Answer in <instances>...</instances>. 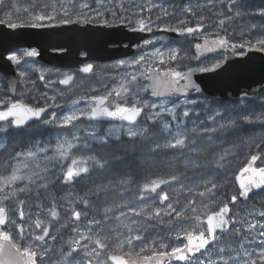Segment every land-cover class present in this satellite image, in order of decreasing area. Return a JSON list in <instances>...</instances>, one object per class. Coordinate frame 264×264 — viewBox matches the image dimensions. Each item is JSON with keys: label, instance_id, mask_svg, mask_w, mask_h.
Listing matches in <instances>:
<instances>
[{"label": "snow or ice", "instance_id": "6c2138e0", "mask_svg": "<svg viewBox=\"0 0 264 264\" xmlns=\"http://www.w3.org/2000/svg\"><path fill=\"white\" fill-rule=\"evenodd\" d=\"M220 3L224 5V9L217 8L213 12V15L219 18L213 23L221 31L210 27L209 32L205 34L206 25L203 21L210 18L201 14L197 17L195 25L190 26V18L197 16L191 6L182 9L188 14L186 18L176 17V13L170 12L158 3H130L128 6L119 3L115 7H109L107 4L95 6L90 0H31L24 6H18L15 0H0V11L3 12L0 24H6L11 29L56 28L83 24L108 28L123 26L134 33H151L155 27L166 33L193 37L185 43L196 50L191 57L186 48L169 47L165 53L155 46L153 39H144L145 48L153 45L152 52L142 49L143 54L132 60H120L117 65L112 66L114 68L140 66L144 71L138 75L128 73L127 77L122 76L118 86L103 95L89 97L85 93L76 96L70 103L78 105L81 101H91L87 110H73L60 119H57L55 112L47 117L44 113L49 106H58L57 95L63 96L62 91L51 96L43 93L44 102L41 104L40 99L35 97L36 104L33 105L24 102L23 99L14 98L17 95H24L17 89V83H22L23 80H12L9 84L0 86V264H45L46 261H51V264H173V262L264 264V239L257 243V237H264V221L252 222L247 219V216L264 218V166H253L261 158L260 155H251L250 162L240 173L241 177L248 174L247 179H240V190L237 194L231 195L230 199H221L227 195L219 191L227 181V176L223 172L213 175L209 171L195 183L182 170L180 174H171L166 178L144 183L137 193V198L145 203L139 207L133 206L124 202L120 191L121 188L126 190L127 186L133 183L131 173L127 172L106 184L86 185L87 191L79 197L83 211L69 207L61 218V213L57 210V197L53 194L58 184L70 182L76 184L90 180L96 170H106L110 162L102 156L98 158L94 155L80 154L81 148H87L88 145L77 143L80 138L74 130L71 132V138L65 134L51 147L41 141H33L28 147L16 145L9 140L13 129L27 131L40 125H52L54 122L60 128L73 129L74 122L82 118L95 120L107 117L127 122V135L134 140H150L152 151L176 149L183 154L187 149L188 154L183 160L185 169L192 171L225 169L232 149L210 150V146L201 147L198 146V142L209 140L210 134H219L218 139L228 133L238 135L244 124L259 125L264 130V109L258 113L251 109L232 113L214 109L208 117L213 122L210 125L188 128L185 124L181 128L178 123L174 128L170 121L161 120L160 117L166 113L173 121L179 122L180 117L176 111L179 105L168 108L163 103H150L141 96L142 92L151 89L150 95L153 97L183 95L186 98L185 103L195 105L196 100L187 99L189 90L201 92L199 85L192 80L194 73L221 69L229 59L225 53L231 52L239 56L245 54L243 51L237 53V48L264 52V28L257 32L255 38L249 37L240 43L233 42L228 35L221 34L228 31L224 28L226 22L242 14L264 17V8L245 13L243 11L246 7L245 0H220ZM203 7H208L212 11L210 5L206 4ZM154 9L155 18L151 15ZM145 12L148 15H144ZM168 16L176 19L174 22L163 21L162 18ZM156 21H161L163 27ZM256 27L255 24H251L248 31ZM196 39H203V44L196 43ZM136 47L140 48V45ZM209 52H219V57L209 62L202 60L201 57ZM22 55L37 57L39 52L35 49L25 50ZM165 56L169 62L197 60L199 65L195 67L185 65L186 71L176 70V65L164 70L159 67H145L149 61L155 63L152 58H159V63L164 64ZM7 60L15 65L22 63L21 56L17 53L9 54ZM93 70L94 66L91 63L80 69L85 74H92ZM19 76L21 78L28 76L27 65L19 71ZM39 78L44 80V75L41 74ZM140 78L152 82L144 85L139 83ZM74 79V75L65 73L59 83L67 86ZM53 83L55 82L49 80L46 86ZM53 91L55 92V89ZM91 91L95 92L96 89L92 88ZM244 95L247 97L248 94ZM111 97L115 99L110 100ZM191 114L199 116L194 110ZM181 116L189 117L190 110L185 108ZM145 122L155 127H149ZM90 135L95 137L96 134L92 132ZM100 139L102 144L108 143L107 138ZM242 143L259 147L264 140L250 136L242 139ZM237 146L234 144L233 148ZM58 172H62V175H57ZM164 184H179L190 196L206 199H202L198 205L195 199L188 198L179 210L171 201L163 209L152 207L146 201L144 193H155L161 203L169 201L167 191L161 190L157 193V189ZM250 193H253L251 210L247 212V216L240 219L238 212L230 208L229 204H235L238 196L249 201ZM89 194L95 199L90 200ZM109 196L119 197V201H114L112 206H109L107 199ZM258 197L261 198L259 210L256 207ZM45 199L51 201L50 205H44ZM71 203L69 201V204ZM34 207L37 211H33ZM41 208H45L48 215L41 217L38 211ZM100 208H103L101 218L97 219L94 216L89 218L90 211ZM162 212L170 217L166 222L170 226L169 234L174 235L177 240L182 238L184 243L170 245L167 237L159 234L145 237L148 221L165 223L161 218ZM129 214L134 218L122 219L127 218ZM82 215L85 217V230L81 231L77 225L71 229L77 234L75 237H69L55 247L49 244V241L56 242L58 239L56 234H51L53 221L58 222L54 229L58 233L60 228L68 227L69 218L80 221ZM181 220H194L197 223H180L171 227L173 221ZM36 229L40 231L36 232ZM253 230L255 235L252 234ZM136 241L140 243L137 245L134 243Z\"/></svg>", "mask_w": 264, "mask_h": 264}, {"label": "trees", "instance_id": "16d2710c", "mask_svg": "<svg viewBox=\"0 0 264 264\" xmlns=\"http://www.w3.org/2000/svg\"><path fill=\"white\" fill-rule=\"evenodd\" d=\"M118 2V0H113ZM18 6H24L27 3H30L31 0H15ZM94 5L96 4L94 1L90 0ZM147 4V3H158L163 7L167 8L170 12L176 13V17H188L187 13H184L182 9L186 6H191L197 13L196 17H191L189 20L190 26H194L196 23V19L199 15H205L210 19H206L203 23L206 25L205 30L209 31L210 27L217 28V26L213 23V21H217L219 18L213 15V12L217 9H224V5L220 3V0H134L131 2H124L125 6L131 4ZM246 7L243 10L245 13L255 11L260 8H264V0H245ZM210 5L212 11L209 10L208 7H203L204 5ZM115 4L112 7H115ZM197 6H200L199 8ZM144 15H148V13H144ZM153 18H155L156 10L154 9L151 13ZM176 17L168 16L163 17V21L174 22ZM0 18H3V12L0 11ZM47 23V22H46ZM157 24L163 26L161 21H156ZM251 24H255L257 27L248 31L249 26ZM224 28L227 29V32H221V34L228 35L229 39L233 42L240 43L244 39L252 37L254 38L257 32H259L262 28H264V17L259 15H248L242 14L240 17H236L235 19L226 22ZM217 31H221L217 28ZM193 38H186L185 40H192ZM182 49H188L189 56H193L192 46L183 43L180 45ZM188 63L193 65L194 60H188ZM32 79H38L32 78ZM264 96H259L257 99L253 101H244L238 104H218L214 101H208L209 104L213 106V108L227 111L232 113L234 111H240L242 109H251L255 110L257 113L264 109V100L259 102V99H262ZM214 110V109H213ZM155 127V126H153ZM159 135V133H158ZM219 134H211V142L212 145L210 150L220 151L225 148L232 149L231 155L228 156V162L225 169L216 170V169H203L198 171H192L189 169H185L183 165V160L188 154V150L186 149L182 154L180 151L176 149H164L160 151H152L150 149V140H134V139H123L118 141H111L107 144H104L103 147L97 150V155L99 157H104L108 160L109 167L106 170H96L95 174H93V180H86L85 183H66L62 189L59 190L57 194L63 197H71L74 193L81 194L86 190V185L90 186L93 183H108L109 181L118 178L124 173L130 172L133 183L125 188H121L120 191L123 194L124 202L129 203L133 206H142L145 201H141L137 198V193L140 191V188L144 183L150 182L153 179L158 178H166L171 174H180L183 170L184 173L195 183L199 182V179L202 175H206L209 171L213 173V175H217L218 172H223L227 176V181L224 184V187L219 191L226 193V197H221V199H230L231 195L237 194L238 188L236 186L235 177L238 171L250 160L251 155H260V159L258 160V166H264V143H261L259 147L255 145H245L242 143V139H247L250 136H255L257 140H264V130L261 129L259 125H242L239 130L238 135H233L231 133L225 134L219 139L217 138ZM238 145L233 148V145ZM198 146L208 147L205 142L198 143ZM119 157L117 160L115 158ZM187 182V181H185ZM80 184V189L77 187ZM84 185V187H82ZM139 186V187H138ZM178 188H181L179 184H164L161 185V188L158 189L167 191L169 193V202H173L174 207L178 210L181 208L183 204H185L188 198L195 199L197 204L199 205L202 199L199 196H190L186 191H180ZM146 201L153 207L152 205V195L147 196L144 193ZM252 196L249 197V201L239 203V205L234 206L233 210L240 211L241 213L245 212V208H250V202L252 200ZM91 199H95V197H91ZM109 201V206H112L113 202H118L119 197L109 196L107 197ZM260 200L261 198H257L256 207L259 210L260 208ZM127 211V209H125ZM91 217H95L97 219L101 218L103 215V208L99 210H92ZM116 214H118V210H116ZM134 217L129 214L127 218L122 219H132ZM161 218L165 221V223H157V221L152 220L147 222L146 231L144 233L145 237L148 236H156L164 235L167 237V242L170 245H177L181 242H184L181 238L180 240L175 239L174 235L169 234V225L166 223L170 217L165 216L163 212L161 213ZM135 219H142L140 217H135ZM184 223V224H196L197 222L194 220L187 221H173L171 227H175L176 225ZM204 225H200L203 227ZM135 244H139V241L134 242Z\"/></svg>", "mask_w": 264, "mask_h": 264}, {"label": "water", "instance_id": "95a60500", "mask_svg": "<svg viewBox=\"0 0 264 264\" xmlns=\"http://www.w3.org/2000/svg\"><path fill=\"white\" fill-rule=\"evenodd\" d=\"M159 32L166 34L172 39L183 37L172 32ZM151 35L152 33L148 32L134 33L123 26L108 28L99 25L82 24L56 28L25 27L11 29L6 24H0V75L6 85L12 80L19 81L17 69L11 61L7 60V56L20 49L38 50L39 56L25 57L26 60L36 59L47 66L62 69L78 68L80 71L81 65L86 62L106 63L132 56L135 53L134 46H141L143 40ZM125 43H127L126 46H124ZM199 43L203 44V39ZM195 51L194 48V54ZM81 52H84L83 56L80 55ZM244 53L243 56H239L227 52L225 55L229 59L221 69L214 72L194 73L192 80L199 85L201 92L197 93L189 90L188 96L195 93L219 103H238L243 99L253 100L264 92V52L249 51L245 48ZM216 54H219V52H209L206 56H202L201 59L203 60ZM150 75L156 74L150 73ZM151 82L149 80V84ZM148 92L150 93L151 89ZM245 93L248 94L247 97H245ZM172 97L152 96L154 99H169ZM178 97L185 98L183 95H178ZM48 111L49 108L44 115ZM91 121L124 122L107 117ZM256 164L253 166L256 167ZM243 168L239 170L235 178L238 190H240V179L246 180L248 175L240 176ZM251 195L253 193H250L249 197ZM239 201L244 202L245 200L243 197L238 196L237 202L229 204V207L231 208V206L238 204ZM176 263L184 264V262Z\"/></svg>", "mask_w": 264, "mask_h": 264}, {"label": "flooded vegetation", "instance_id": "af4514ba", "mask_svg": "<svg viewBox=\"0 0 264 264\" xmlns=\"http://www.w3.org/2000/svg\"><path fill=\"white\" fill-rule=\"evenodd\" d=\"M153 35L149 39H153L155 41V45L159 46L160 44V38L159 34H156L154 30L152 31ZM185 40V39H176V40H171L172 47L179 48L180 43ZM199 40V39H198ZM197 40V41H198ZM125 46L127 43L124 44ZM149 46V45H148ZM148 46L146 48H148ZM153 48V45H151ZM142 49H145L144 44L140 48H136V52L133 56L123 59V60H129L132 59L134 56L138 55L139 53L143 52ZM24 51H20V53H23ZM84 52H82V55ZM118 62V61H116ZM35 63V64H34ZM115 63V62H112ZM94 66V70L92 74L89 75H83L82 73L79 72L78 69H73V70H59V69H54V68H48L42 64H40L38 61H34L33 63L29 64H21L20 69L24 68L25 65H27V70H28V76L23 80L22 83H20L18 87V92H23V96L17 95L14 97L15 99H23L24 102L26 103H31L33 105L36 104V99L35 97H38L40 99V103L42 104L44 102V97L43 93H47L49 96L56 94L53 90H58L62 92L64 91L63 96L57 95V102L58 106L52 105L49 106L51 111L46 114L45 116H49L50 113L55 112L57 116V119H60L63 115L69 114L73 110H78L84 107L86 104L91 103V101L85 102L81 101L80 104L74 105L76 106L75 108L70 107V101L75 98L78 95L82 94H87L89 97L94 96V95H103L105 94L106 91H109V86L105 85V80L104 78H101L98 73L100 70L103 69L105 64L102 63H92ZM110 64V63H109ZM32 65H35L36 67H40V72H37V75L40 77L42 74V69H51L59 74H72L74 75L75 79L70 85H62L59 83L58 80H55L53 78V75L49 76L50 78H47L44 74V80L36 79L33 80L31 79L32 75L29 73L31 71ZM99 67V68H98ZM52 80L55 83L48 85V81ZM60 88V90H59ZM92 88H95L96 91L93 92L91 91ZM58 93V92H57ZM142 97L146 98L150 103L151 102H156L157 100H154L151 95L147 92L145 95H141ZM115 99L114 97H111L110 100ZM51 104V102H49ZM146 112L148 111L147 109L145 110ZM143 119V116L141 117ZM148 124L149 127H153L154 125H151L149 122H145ZM75 131V133L79 136V144H87V148H81L80 154H85V155H94L99 158V156L96 154L98 148L100 149L101 147L104 146V144L101 143V137L107 138L108 142L111 141H118V140H123V139H132L127 135L128 131V125L127 123H115V122H104V121H89L86 118H82L81 120H78L74 122V128L73 129H66V128H60L56 126L55 122L52 125H40L38 127L28 129L27 131L23 129H13L11 130V135L9 137V140L11 142H14L16 145H26L28 147L31 146L33 141H41L45 143L46 145L54 144L59 138L64 136L65 134H68L69 137H71V132ZM110 130H113L115 132V136L110 134ZM95 132V137L90 135V133ZM118 136L119 139H116L114 137ZM74 152L76 151L75 149L73 150ZM91 163V162H90ZM62 175V174H61ZM93 180V176L89 181ZM86 181H83L81 183H85ZM80 183V184H81ZM64 183H60L57 186V190L62 186ZM80 184L77 187L80 189ZM94 184V183H93ZM92 184V185H93ZM90 185V186H92ZM84 187V185L82 186ZM85 188V187H84ZM87 191V188L85 189ZM78 197L83 196L84 193L78 194L75 193ZM92 196L89 195V199ZM94 198V197H93ZM82 209L83 205L81 204ZM91 212V211H90ZM89 218H91V213H89ZM80 222V221H76ZM83 225V224H82ZM81 226V225H79ZM86 228V224L84 222L83 225ZM82 227V226H81ZM55 227H53V230L51 234L54 233ZM36 232H39V229L35 230ZM87 243V242H85ZM49 244L50 241H49ZM92 245H90L91 247ZM103 258V257H102ZM48 261L45 262L47 264Z\"/></svg>", "mask_w": 264, "mask_h": 264}, {"label": "rangeland", "instance_id": "374dc122", "mask_svg": "<svg viewBox=\"0 0 264 264\" xmlns=\"http://www.w3.org/2000/svg\"><path fill=\"white\" fill-rule=\"evenodd\" d=\"M140 1H143V0H140ZM147 1H149V0H147ZM124 2L133 3L134 0H118V2H116V3L113 0H101V1L96 2L95 6H100L102 4H107L109 7H112L115 4L124 3ZM141 4H143V3L141 2ZM161 27H163V26H161ZM153 30H154V32L159 31L155 27L153 28ZM208 32L209 31H205V34H207ZM156 34H158V32ZM159 38H160L159 41H160L161 45H159V46L155 45V46L159 47L162 52L167 53V50H168V48L170 46L169 47L166 46L167 43H166L164 37L159 36ZM197 40L198 39L195 40L196 43H197ZM144 51H147V52L150 53V52L153 51V48H152L151 45H149L148 48L144 49ZM17 54H20L21 61H22L21 64H23V62H24V56L22 55L23 53L18 52ZM141 54H143V52L139 53L138 55H141ZM138 55H136V56H138ZM136 56H134L133 58H135ZM217 57H219V56H216V57H213V58H217ZM213 58H210L209 60H206V62H209ZM132 59H129V60H132ZM152 59L155 61V63L153 64L152 61H149L148 64L145 65V67H159L160 69L164 70V69H167L170 66L176 65L177 66L176 70L186 71L187 68L185 67V65L192 66L191 64L188 63V60H186V61H179L178 60L176 62H169L167 60V56H165V58H164L165 59V63L164 64H160L159 63V58H152ZM119 61L115 62V63L110 62V64L106 63L105 66L103 67V69L100 70V72L98 73V75L101 78H104L105 83H106L105 85L109 86L110 90L113 87H117L118 86L119 80H120V78L122 76L123 77H127L128 73H136L138 75L139 72L144 71V68L140 67V66H136V67H132V68H114V67H112L113 65H117L119 63ZM197 65H199V63L193 64V67H195ZM200 66H203V65H200ZM40 69L41 68H39V72H40ZM53 70H51V69H42L41 73L43 75L45 74L46 76H48L47 78H50L49 76L53 75V78L55 80H58V81L63 78L64 73L63 74L62 73L59 74V73L55 72L57 70H55V71H53ZM139 83L144 84V85H148L149 84L148 80H144L143 78L139 79ZM0 86H3V83L1 82V80H0ZM59 90H60V88H59ZM61 91L55 90L56 93L57 92H61ZM63 93H65V92L63 91ZM146 93L147 92H142L141 95H145ZM187 99L196 100L197 104L192 105V104L185 103L186 98L185 99L173 98V99H170V100H157L155 103H157V104L163 103L168 108H171L174 105H179V107H177V110H176L177 111V116L180 117L179 122L173 121L171 119V117L168 116L166 113L163 116H161L160 119L161 120L170 121L174 128L177 126L178 123H179V126L181 128H183L185 124H187L188 128H191L193 126H197V127L207 126V125H210V124L213 123L211 120L208 119V117H209V115H211L213 113V109H215V108H213V106L208 103V99L207 98H205L204 96H199V95H196V94H192L191 96L187 97ZM262 100H264V97L262 99H259V102H261ZM70 105H71L70 107H74L73 104L70 103ZM87 108H88V104H86L81 109L87 110ZM185 108L190 110V116L187 117V118H184V117L181 116V113H182V111ZM193 110L195 112H198L199 116L192 115L191 113H192ZM56 115H58V114H56ZM110 134L115 136V132L113 130H110ZM116 137H118V136H116ZM116 137H114V138H116ZM69 138H71V137H69ZM203 142H205L208 147L210 146V148H212L211 147V145H212L211 138L209 140H205ZM52 145L53 144H50L49 146L51 147ZM66 164H67V162H66ZM61 174H62V172H58L57 173V175H61ZM178 190L183 191L181 188H178ZM184 191H186V190H184ZM159 192H160V190L157 189V193H159ZM89 195L91 196V194H89ZM146 195L147 196H149V195L151 196L152 195L151 197H153V199H154V202L152 203L153 207H159V208L163 209L164 206L169 203V201H163L161 203L160 200H159V197L155 193H146ZM69 201H71L72 203L69 204ZM43 203H44V205H50L51 201L45 199V200H43ZM57 204H58L57 210L61 213V218H63L65 210L67 208H69V207H74L76 210L83 211L81 203H80V200H79V197L75 196V195H73L71 197H63V196L57 197ZM245 209L246 210L243 213H241L240 211L234 210V211L238 212V218L243 219L245 216H247V212L251 210V208H245ZM33 211H37V209L34 207ZM38 211H39V214L41 215V217H44V216L48 215V213L46 212L45 208H41ZM26 219H27V217H26ZM49 219H51L50 216H49ZM247 219H249L252 222H256L257 220L264 221V218H261L259 216H247ZM84 222H85V217L83 215L81 217L80 222H76V221H74L73 218H69L68 227L67 228H63L62 227V228L59 229L58 233L54 231L53 234L57 235V237H58L57 240L66 241L69 237H75L77 235L75 232L71 231V229L73 227H75L77 225H81L82 226V227L80 226L81 231L85 230V227L83 226ZM57 224H58V222L53 221V227L56 228ZM244 227L246 228L247 226L244 225ZM252 234L255 235V230H253ZM260 239H264V237H257V243L259 242ZM50 243L53 244L54 242L50 241ZM61 243H63V242H59L58 245L61 244ZM182 243H184V242H181V243H179L177 245H180ZM58 245H56V246H58ZM253 247H255V245H253ZM47 264H51V262L47 263Z\"/></svg>", "mask_w": 264, "mask_h": 264}]
</instances>
